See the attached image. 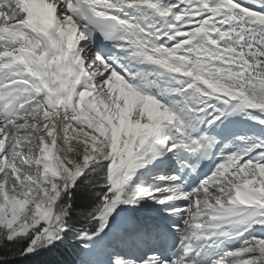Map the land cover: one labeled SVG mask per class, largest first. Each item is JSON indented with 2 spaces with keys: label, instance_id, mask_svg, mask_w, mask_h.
<instances>
[{
  "label": "snow or ice",
  "instance_id": "obj_1",
  "mask_svg": "<svg viewBox=\"0 0 264 264\" xmlns=\"http://www.w3.org/2000/svg\"><path fill=\"white\" fill-rule=\"evenodd\" d=\"M264 264V0H0V264Z\"/></svg>",
  "mask_w": 264,
  "mask_h": 264
},
{
  "label": "trees",
  "instance_id": "obj_2",
  "mask_svg": "<svg viewBox=\"0 0 264 264\" xmlns=\"http://www.w3.org/2000/svg\"><path fill=\"white\" fill-rule=\"evenodd\" d=\"M73 255L64 247L58 246L52 251H42L38 256L22 264H74Z\"/></svg>",
  "mask_w": 264,
  "mask_h": 264
}]
</instances>
